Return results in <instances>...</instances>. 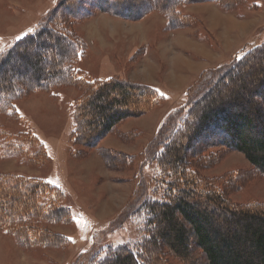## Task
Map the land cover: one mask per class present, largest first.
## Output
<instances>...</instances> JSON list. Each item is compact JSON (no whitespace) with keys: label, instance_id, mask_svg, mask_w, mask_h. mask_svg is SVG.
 Returning a JSON list of instances; mask_svg holds the SVG:
<instances>
[{"label":"trees","instance_id":"1","mask_svg":"<svg viewBox=\"0 0 264 264\" xmlns=\"http://www.w3.org/2000/svg\"><path fill=\"white\" fill-rule=\"evenodd\" d=\"M250 1L58 0L31 33L0 53V115H17L14 104L37 92L74 88L73 144L96 150L108 169L130 167L135 156L99 148V143L118 134L123 121L159 107L165 91L117 77L87 80L78 75L75 66L86 47L71 27L94 8L133 21L156 12L170 32L199 25L195 16L183 12L190 5L212 3L224 13L246 5L257 10L259 3ZM263 62L264 41L239 59L198 75L184 91V105L161 123L142 152L141 166L154 165L155 172L150 195L136 202L133 211L138 238L97 251L80 264H170L169 259L199 264L198 257L205 264H264V204L232 203L221 180L204 179L198 169L218 159L211 150L219 145L241 153L264 176V125L259 113H247L249 108L241 105L247 98L264 102V75L255 73ZM253 73L258 75L254 87L246 88ZM261 103L254 104L258 112ZM0 137L5 141L0 158H19L30 168L45 166L44 147L29 133ZM118 137L126 142L137 138L136 132ZM237 178L229 174L225 182ZM138 186L135 193L144 187ZM63 201L62 191L40 178L0 173V232L25 250L66 247L67 237L47 228L72 223Z\"/></svg>","mask_w":264,"mask_h":264},{"label":"rangeland","instance_id":"2","mask_svg":"<svg viewBox=\"0 0 264 264\" xmlns=\"http://www.w3.org/2000/svg\"><path fill=\"white\" fill-rule=\"evenodd\" d=\"M255 1L259 3L257 10H250L246 5L229 13H223L212 3L190 5L183 12L198 15L203 24L199 20L196 27L170 32H165V18L156 12L133 21L94 8L90 16L71 27L86 47L75 66L78 75L87 80L117 77L160 83L156 87L165 91L166 98L148 114L123 121L117 127L118 134L107 136L99 143V148L135 156L132 165L122 169H108L96 150L73 144L72 105L78 97L74 88L37 92L14 104L17 115H0V134L13 138L29 133L43 145L47 156L41 168H30L19 158L2 157L0 173L37 177L59 189L64 194L62 205L72 217L70 225H47L53 232L67 237L69 243L59 249L25 250L13 237L0 232V264H80L97 251L138 238L139 227L133 211L150 195L155 172L154 165L141 166L142 152L161 123L185 103L182 88L165 89L166 83L174 85L170 82L174 75L172 65L181 69L186 67L184 59L198 60L194 43L204 42L199 37L207 39L206 42L212 38L205 28L222 44L221 49L216 42L208 41L214 50L213 57H220L212 68L240 58L264 41V0L250 3ZM57 3L58 0H0V53L31 33ZM229 47L232 51L224 52ZM248 65L254 62L251 60ZM255 73L264 75V66ZM257 74L249 75L246 88L254 87ZM247 99L241 105L249 108L245 109L247 113H259L264 125V102ZM255 103L263 104L262 112H258ZM132 132H136L137 138L131 141L118 137ZM4 143L0 137V147ZM211 151L219 157L208 167H198L200 176L221 180L219 185L234 204H264V176L237 151L219 145ZM229 174L238 178L225 182ZM139 184L144 187L135 193ZM129 209L131 217L126 215ZM194 255L191 251L190 257L195 258ZM197 262L205 264L202 257ZM169 263L181 264L175 259H169Z\"/></svg>","mask_w":264,"mask_h":264},{"label":"crops","instance_id":"3","mask_svg":"<svg viewBox=\"0 0 264 264\" xmlns=\"http://www.w3.org/2000/svg\"><path fill=\"white\" fill-rule=\"evenodd\" d=\"M189 7V6H188ZM187 7V8H188ZM218 9V7H217ZM220 10V9H218ZM221 11V10H220ZM187 14H190L192 16H195L198 20H200L201 18L196 15L193 14L189 11L186 12ZM224 13V12H223ZM202 20V19H201ZM200 20V21H201ZM201 23L203 24V21H201ZM205 32H208L212 35V40L213 42H216V45L219 46V48L222 49V44L219 42V40L214 36V34L209 31L207 28H205ZM193 50L194 51V55L198 58V60L196 59H192V58H186L184 59V64L186 65L185 68H181L179 69L178 65L176 66L175 64L172 65V71L174 72L170 78V82L174 85H167V83L164 85L165 89L170 90V91H178L179 88H182L180 91L184 92L198 77V75L207 69H211L212 66H214L215 63H218L220 60V57L217 56V58L213 57L214 55V50L212 49V47L208 44V42L204 41L203 43H194L193 45ZM232 47H229L228 49H225L224 52H231ZM201 51V55L200 52ZM231 55V54H230ZM211 57V58H210ZM210 58V59H209ZM190 68L191 70L189 71ZM130 81V80H129ZM131 82H138V83H143V84H147V85H151V86H158L160 85V83H146V82H140V81H131ZM169 86V87H168ZM175 88H178L177 90Z\"/></svg>","mask_w":264,"mask_h":264},{"label":"snow or ice","instance_id":"4","mask_svg":"<svg viewBox=\"0 0 264 264\" xmlns=\"http://www.w3.org/2000/svg\"><path fill=\"white\" fill-rule=\"evenodd\" d=\"M239 59V58H238Z\"/></svg>","mask_w":264,"mask_h":264}]
</instances>
